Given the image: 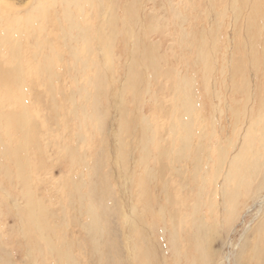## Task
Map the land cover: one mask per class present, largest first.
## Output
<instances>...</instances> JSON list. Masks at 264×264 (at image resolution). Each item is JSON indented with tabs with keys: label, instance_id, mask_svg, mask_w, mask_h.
I'll list each match as a JSON object with an SVG mask.
<instances>
[{
	"label": "rangeland",
	"instance_id": "1",
	"mask_svg": "<svg viewBox=\"0 0 264 264\" xmlns=\"http://www.w3.org/2000/svg\"><path fill=\"white\" fill-rule=\"evenodd\" d=\"M255 1L0 0L1 264H264V169L221 185L264 95ZM191 98L202 138L157 156Z\"/></svg>",
	"mask_w": 264,
	"mask_h": 264
},
{
	"label": "bare ground",
	"instance_id": "2",
	"mask_svg": "<svg viewBox=\"0 0 264 264\" xmlns=\"http://www.w3.org/2000/svg\"><path fill=\"white\" fill-rule=\"evenodd\" d=\"M243 2H245L244 0H242ZM249 0H246V2ZM252 1V0H251ZM245 2V3H246ZM250 3V2H249ZM253 4V2H252ZM243 5V4H242ZM250 6V5H249ZM243 7V6H242ZM6 8V7H5ZM26 8V7H25ZM5 11V10H4ZM5 14V13H4ZM25 15V14H24ZM20 19V18H19ZM13 21H16L15 19L13 20V18L11 17L8 18V20L6 22H8L7 25L6 22L4 23L5 25H7L6 28L4 29H0V31L2 32L0 34V39L2 40V42H7L8 38L10 37V35L12 34V27H13ZM264 22V0H256L255 3L252 6L251 9V14L249 16V20H248V26H247V31H248V36H249V41L248 42H243L244 44H247V46H251L252 47V51L251 53L248 54V61L251 60V63L253 66H256L257 64H264V58L262 57H256V55L253 54V52L256 50V42L258 40V38L260 36H264V32L261 30V23ZM3 24V25H4ZM30 24V23H29ZM2 25V26H3ZM12 25V27H11ZM1 27V26H0ZM15 28V26H14ZM16 30V28H15ZM17 33V32H16ZM18 34V33H17ZM22 34V33H19ZM0 40V41H1ZM7 40V41H6ZM9 42V41H8ZM255 42V43H254ZM12 43V42H10ZM24 45V44H23ZM242 45V43H241ZM240 45V46H241ZM246 46V45H245ZM243 47V45H242ZM13 49V48H12ZM24 49V48H23ZM243 49V48H241ZM247 49V48H246ZM249 49V48H248ZM245 50L243 49L242 52H244ZM246 52V51H245ZM249 52V51H248ZM246 55V57L241 56L239 54V57H244L247 58V52L244 54ZM20 57V56H19ZM245 61V60H244ZM243 60H238L234 63L232 71L234 73V83L232 86H237V88L239 89L240 86H238V81L237 79L240 78V76L244 73L245 68L247 67L246 61L244 62ZM15 62V61H14ZM19 64V63H18ZM247 64V65H246ZM3 64L0 63V88H5L6 90H8L7 92H9L12 88H14L13 86V82L14 80L12 79V75L9 72L10 68L5 69L3 66ZM50 69V68H49ZM48 71V70H47ZM51 71V70H50ZM88 78V77H87ZM20 79V78H19ZM101 83V82H100ZM102 85V83H101ZM102 89V88H101ZM87 87L83 88V95H85V93H87ZM3 91V90H2ZM11 92V91H10ZM2 94V93H1ZM18 94V93H17ZM88 95V94H87ZM2 97V96H1ZM87 98V97H86ZM7 99V98H6ZM1 102V101H0ZM10 107V106H9ZM261 110H257V112H259V115L257 117H253V119L250 120L249 125L247 127V129L245 130V133L243 135V140L241 141V144L238 145L239 147H237L235 149L232 155H228L227 151H223V154H221L222 156V162H224V166H225V172L222 176V183L221 185L224 187L227 183H229L230 180H235V178H239L240 180H245V176L250 177L256 174V172L260 169H264V95L261 96L260 98V103L258 106ZM262 107V108H261ZM257 108V109H259ZM196 112V105L193 101V98L189 99L188 101V118L186 117L184 120L182 119L181 122V127L183 130H185L186 132L183 133V135L180 136V132H176L177 131V125L175 124H171V137L168 140L167 144L169 145L167 148H164L165 150L161 151L160 155L157 154V156L160 157H167V155H170V153H172V149L171 147H174L176 142L180 139L183 142V145L187 146V144H190V141L192 139V137L194 136H200V131H195V125L201 122V120L197 121L196 118H193L194 113ZM10 114V113H9ZM196 114V113H195ZM1 115V114H0ZM8 115V114H7ZM85 115V114H84ZM89 115V114H88ZM87 115V117H88ZM198 115V114H197ZM2 116V115H1ZM195 116V115H194ZM177 117V116H176ZM196 117V116H195ZM2 118V117H1ZM0 118V119H1ZM4 118V117H3ZM90 118V117H89ZM201 118V117H200ZM11 119V118H9ZM8 119V120H9ZM177 119V118H176ZM2 120V119H1ZM5 121V120H4ZM176 121V120H175ZM178 121V120H177ZM22 122V121H21ZM171 121H169L170 123ZM2 123V122H1ZM179 123V122H177ZM10 124V123H9ZM8 124V125H9ZM201 124V123H200ZM173 125V126H172ZM6 126V125H5ZM199 127V126H198ZM202 127V126H200ZM199 127V130H200ZM5 128V127H4ZM1 129V128H0ZM176 129V130H175ZM180 129V128H178ZM4 132V131H3ZM2 134V133H1ZM0 134V135H1ZM146 134V133H145ZM154 134V133H153ZM157 134V133H156ZM155 134V135H156ZM170 135V134H169ZM177 135V136H176ZM166 136V135H165ZM202 136V135H201ZM200 136V137H201ZM197 137V138H198ZM147 138V137H146ZM202 138V137H201ZM148 139V138H147ZM152 139V138H151ZM154 139V138H153ZM155 141H157L156 139H154ZM197 140V139H196ZM148 142L152 141V140H147ZM198 141V140H197ZM219 141V140H218ZM161 142V140L159 141ZM143 143H145L143 141ZM147 143V142H146ZM155 144V143H154ZM153 144V145H154ZM166 144V145H167ZM195 144V143H193ZM160 145V144H159ZM179 145V144H178ZM156 146V145H154ZM147 147V145H146ZM159 147V146H158ZM176 147V146H175ZM189 148V147H188ZM187 148V149H188ZM225 148V147H224ZM227 148V147H226ZM176 149V148H175ZM158 151V150H157ZM160 151V150H159ZM176 151V150H175ZM183 152V151H182ZM181 152V153H182ZM188 152V151H186ZM6 153V151H5ZM4 153V154H5ZM178 153V152H177ZM192 153V152H191ZM230 153V154H231ZM146 154V153H145ZM187 154V153H186ZM195 154V153H194ZM182 155V154H181ZM186 156V155H185ZM10 157V156H9ZM181 157V156H180ZM148 158V156H147ZM146 158V159H147ZM159 158V157H158ZM164 158V159H165ZM194 158V156L192 157V159ZM200 158V157H199ZM156 159V158H155ZM188 159V158H187ZM190 159V158H189ZM191 159V160H192ZM159 160V159H158ZM166 160V159H165ZM163 160V161H165ZM171 160V159H170ZM173 162V161H172ZM191 163V162H190ZM195 164V163H194ZM199 164V163H197ZM196 164V165H197ZM159 165V164H158ZM204 165V164H203ZM176 166V165H175ZM211 167V165H210ZM159 168V167H158ZM210 170V169H209ZM196 177V176H195ZM197 180V179H195ZM220 185V186H221ZM228 185V184H227ZM101 186V185H100ZM93 189V188H92ZM91 189V190H92ZM103 190V189H102ZM224 190V188H223ZM96 191V190H95ZM98 193V191H97ZM217 193V192H216ZM96 194V193H95ZM100 194V193H98ZM234 194L233 193L230 194V199H232ZM107 198V195H105ZM92 197V194H91ZM104 197V196H103ZM95 199V198H94ZM100 199L102 200V198L100 197ZM229 199V200H230ZM96 200V199H95ZM97 201V200H96ZM155 201V199H154ZM98 202V201H97ZM105 203V201H104ZM226 204V203H225ZM98 206H100V212L98 210ZM102 205L100 204H94V201L90 203L89 206V211H91V214L93 215L92 220H93V226L95 227L94 231H98L100 230V225L101 222L103 220L104 215H106V209L105 207H101ZM102 217V219H101ZM162 218V217H161ZM160 218V219H161ZM163 219V218H162ZM172 221V220H171ZM105 222V221H104ZM173 223V222H171ZM100 224V225H99ZM170 224V223H169ZM175 224V221H174ZM202 225V224H201ZM164 226V225H163ZM156 227V226H155ZM198 228V227H197ZM199 230V229H198ZM201 230V229H200ZM115 257V256H114ZM113 257V258H114ZM117 258V257H115ZM114 258V259H115ZM7 260V259H6ZM5 260V262H6ZM106 260V259H105ZM118 260V259H117ZM3 261V259H2ZM9 261V260H8ZM107 261V260H106ZM4 262V263H5ZM118 262V261H117ZM116 262V263H117ZM10 263V262H9ZM115 263V264H116ZM1 264V263H0ZM8 264V263H7ZM11 264V263H10ZM107 264V263H106ZM118 264V263H117Z\"/></svg>",
	"mask_w": 264,
	"mask_h": 264
}]
</instances>
